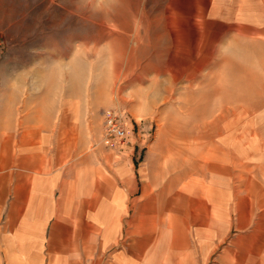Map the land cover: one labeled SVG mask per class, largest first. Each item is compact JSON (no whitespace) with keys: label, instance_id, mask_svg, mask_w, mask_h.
<instances>
[{"label":"rangeland","instance_id":"obj_1","mask_svg":"<svg viewBox=\"0 0 264 264\" xmlns=\"http://www.w3.org/2000/svg\"><path fill=\"white\" fill-rule=\"evenodd\" d=\"M205 2L0 0V264L49 263L43 243L16 242L6 219L18 174L48 164L64 179L88 170L102 184L132 181L126 216L140 225L133 241L149 239L144 252L176 236L183 259L210 218L203 192L231 200L211 263L236 264L237 200H264V29L208 26ZM113 110L133 128L118 148L104 142ZM180 204L190 215L176 228ZM56 221L46 241L59 255L71 220ZM162 258L176 264V245L147 264Z\"/></svg>","mask_w":264,"mask_h":264},{"label":"crops","instance_id":"obj_2","mask_svg":"<svg viewBox=\"0 0 264 264\" xmlns=\"http://www.w3.org/2000/svg\"><path fill=\"white\" fill-rule=\"evenodd\" d=\"M205 6L208 26L247 28L257 32L264 29V0H206ZM44 141L45 137L42 144L45 148ZM51 168L52 166L48 164L43 169L40 168L39 172L24 170L18 174V179L13 184L14 196L6 217L8 222L13 221L8 230L13 231L16 242L22 243L35 238L37 245L43 243L44 254L51 253L44 256L49 261L48 264H101L108 255L110 260L106 261L107 264H147L148 260L159 258L165 249H171L175 245L176 264H182V261L189 264H212L214 251L212 243L215 237L224 240L225 227L223 229L222 227L230 220L231 200H212L206 196V190L203 192L207 198L204 202L208 206L207 215L210 218L202 227L194 228L191 234L194 242L192 245L189 244L188 251L182 254L184 257L182 259L179 251L181 246L178 247L176 236L170 243L163 237L159 238L148 246L146 252L143 250L148 244V238L133 241L132 227L135 229L140 225L134 223L136 220L133 214L129 219L126 216L133 210L132 181L125 182L122 186L114 176L113 179H108L102 184L88 170L83 171L82 180L75 175L64 179L59 172L52 171ZM118 171L122 172L119 169ZM86 173H88L87 181ZM91 177L92 180H89ZM174 197L172 200H176V196ZM237 201L236 264H264V200H252L251 207L246 206L245 200ZM187 203L192 204L188 200ZM179 207L180 210H176V219L180 224L176 222V228L180 227L181 222L186 221L182 219L190 215L189 208L185 209L182 204ZM76 212L80 213L78 224L82 228L80 233L75 232L76 234L73 235L72 214ZM140 214H142L141 210ZM54 216L59 223H62L63 216L71 220L60 249L55 250L60 253L59 255L52 254L55 248L53 242L51 244L46 241L49 223L53 221ZM246 216L249 221L247 225ZM213 220L216 225L219 224L215 226L217 234L214 233ZM120 242L126 243L122 249L108 253L107 248L121 244ZM41 251L42 249L39 248L37 253ZM229 251L228 249L224 252ZM25 253L29 254V251ZM165 256V259L168 258L167 255ZM165 259L162 258L160 264H164ZM224 259L223 254L219 256L220 263L224 262Z\"/></svg>","mask_w":264,"mask_h":264},{"label":"built area","instance_id":"obj_3","mask_svg":"<svg viewBox=\"0 0 264 264\" xmlns=\"http://www.w3.org/2000/svg\"><path fill=\"white\" fill-rule=\"evenodd\" d=\"M133 128L124 112L120 110L107 111L104 126V142L112 148L122 147L127 143Z\"/></svg>","mask_w":264,"mask_h":264}]
</instances>
